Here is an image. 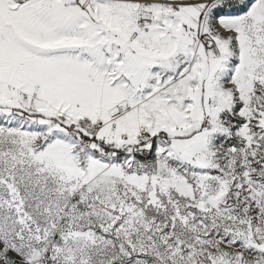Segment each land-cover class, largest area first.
<instances>
[{"label": "snow or ice", "instance_id": "1", "mask_svg": "<svg viewBox=\"0 0 264 264\" xmlns=\"http://www.w3.org/2000/svg\"><path fill=\"white\" fill-rule=\"evenodd\" d=\"M0 264H264V0H0Z\"/></svg>", "mask_w": 264, "mask_h": 264}]
</instances>
